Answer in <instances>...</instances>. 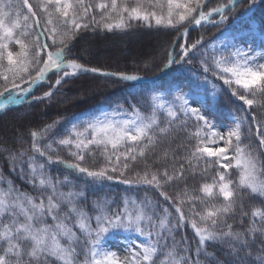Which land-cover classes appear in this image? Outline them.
Wrapping results in <instances>:
<instances>
[{
    "label": "snow or ice",
    "instance_id": "1",
    "mask_svg": "<svg viewBox=\"0 0 264 264\" xmlns=\"http://www.w3.org/2000/svg\"><path fill=\"white\" fill-rule=\"evenodd\" d=\"M209 3L0 0V112L88 73L143 80L82 63L88 33H175L159 71L179 73L0 144V264H264V0Z\"/></svg>",
    "mask_w": 264,
    "mask_h": 264
},
{
    "label": "trees",
    "instance_id": "2",
    "mask_svg": "<svg viewBox=\"0 0 264 264\" xmlns=\"http://www.w3.org/2000/svg\"><path fill=\"white\" fill-rule=\"evenodd\" d=\"M217 3L218 0H210L208 7L211 8ZM261 19H264V8H257L255 10L257 27ZM238 23H243V21L232 18L222 27L236 26ZM219 31V28L206 26L193 31L191 39H196L203 34L205 39L210 42L211 38ZM174 37L175 33L168 34L164 30L157 31L134 25L127 33H88L79 41L74 51L81 56V62L90 67H99L105 71L139 74L144 78H149L160 74L159 69L163 66ZM104 41L119 43L122 45V49H115V52H100L98 46L102 44L100 42L104 43ZM172 76H179V73L171 72L169 76L161 77V79H170ZM50 81L54 82L55 76H52ZM153 86L154 83L138 86L87 74L81 75L59 86L50 102L48 100L38 101L32 103L31 106L25 103L0 115V144L16 146L19 143L20 133L26 134L27 129L31 127L42 126L58 118L70 119L73 116L95 110L97 106L108 101L123 100L129 98L132 93H138ZM48 87V84H44L36 89L34 95H42L44 91L48 90ZM232 108L233 105L228 97L221 96L217 111L222 120L231 112ZM0 167H3L4 172L7 173L8 166L2 158H0ZM56 169L63 170V165H53L54 172ZM211 175L210 173L207 177L209 182ZM199 182V178L196 181H190L194 184ZM17 183L19 184L20 181L17 180ZM123 187V185L119 186L120 189ZM144 194L140 193L141 196ZM187 235L190 238L193 235L190 228Z\"/></svg>",
    "mask_w": 264,
    "mask_h": 264
},
{
    "label": "rangeland",
    "instance_id": "3",
    "mask_svg": "<svg viewBox=\"0 0 264 264\" xmlns=\"http://www.w3.org/2000/svg\"><path fill=\"white\" fill-rule=\"evenodd\" d=\"M207 27L211 28L212 26H207ZM200 29H202V28H199L198 30H200ZM95 43H97V42H95ZM100 43H102L100 46L96 45V46H98L100 52H105V51H112V52L114 51L115 52V49H117V50L122 49V45H119V43H116V42L114 43V42L104 41V43L103 42H100ZM153 82H151V83H153ZM139 85H147V84H139ZM209 87H211V86H209ZM185 90H187V89H185ZM91 111H95V110H91ZM88 112H90V111H87L84 114H87ZM228 115H226L225 117H227ZM110 243L113 245V247H116V248L122 247V245L119 242V238L111 239Z\"/></svg>",
    "mask_w": 264,
    "mask_h": 264
},
{
    "label": "water",
    "instance_id": "4",
    "mask_svg": "<svg viewBox=\"0 0 264 264\" xmlns=\"http://www.w3.org/2000/svg\"><path fill=\"white\" fill-rule=\"evenodd\" d=\"M87 75H90V76H93V77L94 76L101 77V76H98V75H94L92 73H88ZM158 77H160V78L162 77L161 73L158 76H155V77H149V78H144L143 77V80L138 81V82H124V83H131V84H135V85H139V84H150L153 81H157V78ZM101 78H104V77H101ZM121 82H123V81H121ZM3 113H5V112H0V115H2Z\"/></svg>",
    "mask_w": 264,
    "mask_h": 264
}]
</instances>
